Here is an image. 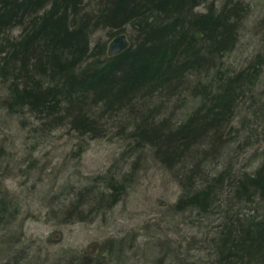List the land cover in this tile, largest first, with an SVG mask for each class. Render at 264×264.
Listing matches in <instances>:
<instances>
[{"label":"rangeland","instance_id":"obj_1","mask_svg":"<svg viewBox=\"0 0 264 264\" xmlns=\"http://www.w3.org/2000/svg\"><path fill=\"white\" fill-rule=\"evenodd\" d=\"M236 1L250 7L248 20L237 49L216 64L250 75L255 57L264 62V0ZM212 2L221 0L202 3L198 11ZM110 31L95 35L107 53L117 36ZM10 33L18 37L22 28ZM124 33L131 38V26ZM215 73L190 76L177 92L135 100L119 112L99 109L100 123L88 131L68 117L0 110V264H173L175 255L192 261L187 264H216L221 194L209 214L180 212L175 204L216 177L215 193L223 194V175L250 174L264 162V75L223 124L220 151L200 139L187 155L166 161L156 146L138 142L147 122L146 128L163 125L166 132L185 122L200 108L201 87ZM8 95L0 78V106ZM114 189L118 194L110 198ZM237 211L262 218L264 201Z\"/></svg>","mask_w":264,"mask_h":264},{"label":"trees","instance_id":"obj_2","mask_svg":"<svg viewBox=\"0 0 264 264\" xmlns=\"http://www.w3.org/2000/svg\"><path fill=\"white\" fill-rule=\"evenodd\" d=\"M207 2L98 0L88 6L84 0H0V78L9 94L0 110L28 108L47 119L68 117L80 131H88L99 125V109L119 112L135 100L148 102L157 94L177 92L190 76L215 73L216 63L238 45L239 19L231 1L194 12ZM127 26L133 34L130 48L110 57L106 43L96 42L95 35L109 28L113 37ZM17 27L22 33L14 37L10 31ZM255 58L250 75L218 69L201 87L200 108L185 122L170 132L163 125L146 128L151 126L147 122L139 129L138 142L156 146L166 161L187 155L200 139L220 151L223 124L249 85L264 75L262 58ZM225 176L223 194L215 193L216 177L180 195L175 209L209 214L221 194L223 221L212 244L216 264H264V217L234 212L264 201V162L253 173ZM113 191L110 198L118 194ZM171 262L192 261L175 255Z\"/></svg>","mask_w":264,"mask_h":264},{"label":"bare ground","instance_id":"obj_3","mask_svg":"<svg viewBox=\"0 0 264 264\" xmlns=\"http://www.w3.org/2000/svg\"><path fill=\"white\" fill-rule=\"evenodd\" d=\"M238 2L239 1H236V0H233V1H231V3H233V4H237V7H236V10H237V12H236V15H237V17H238V27H239V29H238V34H239V42H240V35H241V32H242V29L244 28V26H245V23L247 22V20H248V15H249V12H250V7L248 6V5H246L245 3H243V2H239V5H238ZM215 4V9H216V7L217 8H220L223 4H225V1L224 0H221V3H216V2H212V4ZM198 8H199V6L198 7H196L195 9H194V12L195 13H202L201 11H198ZM205 12V11H204ZM121 34H123V33H121ZM118 35H120V34H118ZM117 35V36H118ZM117 36H115V37H117ZM130 39V38H129ZM239 44V43H238ZM237 47H238V45H235L234 47H233V49L231 50V52L229 53V54H232L236 49H237ZM109 48V47H108ZM109 51V50H108ZM125 52V51H124ZM228 54V55H229ZM108 55H109V52H108ZM110 57H111V55H109ZM117 56V55H116ZM193 100V99H192ZM191 101V100H190ZM192 103V102H191ZM197 110V109H196ZM195 110V111H196ZM194 112V111H193ZM192 112V113H193ZM191 113V114H192ZM190 114V115H191Z\"/></svg>","mask_w":264,"mask_h":264},{"label":"water","instance_id":"obj_4","mask_svg":"<svg viewBox=\"0 0 264 264\" xmlns=\"http://www.w3.org/2000/svg\"><path fill=\"white\" fill-rule=\"evenodd\" d=\"M131 46V41L126 33L115 37L109 44L108 52L111 56H116L128 50Z\"/></svg>","mask_w":264,"mask_h":264}]
</instances>
